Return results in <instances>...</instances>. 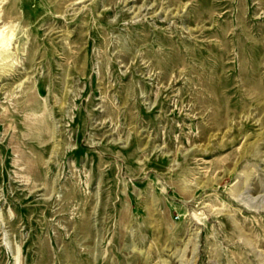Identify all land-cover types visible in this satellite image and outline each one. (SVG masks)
I'll list each match as a JSON object with an SVG mask.
<instances>
[{
	"label": "rangeland",
	"instance_id": "374dc122",
	"mask_svg": "<svg viewBox=\"0 0 264 264\" xmlns=\"http://www.w3.org/2000/svg\"><path fill=\"white\" fill-rule=\"evenodd\" d=\"M0 264H264V0H0Z\"/></svg>",
	"mask_w": 264,
	"mask_h": 264
}]
</instances>
